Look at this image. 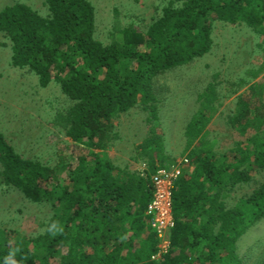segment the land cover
Segmentation results:
<instances>
[{
  "label": "trees",
  "instance_id": "1",
  "mask_svg": "<svg viewBox=\"0 0 264 264\" xmlns=\"http://www.w3.org/2000/svg\"><path fill=\"white\" fill-rule=\"evenodd\" d=\"M164 1L146 30L121 27L116 10L119 36L109 43L95 35L91 0H44L46 15L22 2L0 10L12 65L29 68L41 87L59 84L72 101L52 123L73 141L72 154L50 166L24 157L0 132V189L48 202L53 210L37 236L10 239L0 228V264H246L239 242L264 221V63L241 79L250 92L235 99L227 121L236 140L224 153L206 136L218 85L210 82L195 93L197 108L185 124L186 155L180 159L157 130L154 79L208 54L216 21L245 24L259 35L264 55V0ZM137 105L151 115L134 157L143 168L120 166L109 153L119 138L115 118ZM176 162L183 174L173 189L171 248L156 258L159 239L147 213L153 177ZM255 172L262 182L230 204L229 193L254 182Z\"/></svg>",
  "mask_w": 264,
  "mask_h": 264
},
{
  "label": "rangeland",
  "instance_id": "2",
  "mask_svg": "<svg viewBox=\"0 0 264 264\" xmlns=\"http://www.w3.org/2000/svg\"><path fill=\"white\" fill-rule=\"evenodd\" d=\"M19 2L31 5L44 15L48 12L44 0H0V10ZM91 2L96 11L95 35L104 43H109L113 34L119 36L115 32L116 10L121 27L133 25L146 30L166 4L164 0ZM212 36L214 45L208 54L154 79L159 97L157 130L165 138L167 149L174 158L181 159L186 155L184 129L197 108L194 95L210 82L218 85L220 95L206 128V136L216 141L214 149L218 152L233 148L237 133L228 123V116L235 107L236 97L250 92V83L241 85V79L248 78L246 70L257 69L264 63V55L257 47L259 35L245 24L216 21ZM11 56V42L0 32V132L24 157L56 166L63 157L72 154L73 141L52 121L54 115L69 108L72 101L55 82L41 87L38 77L29 68L12 65ZM263 76L264 72L259 79ZM235 90L238 92L233 93ZM150 117L149 111L137 105L115 118L119 138L109 153L117 165L143 168L134 157L136 148L149 132ZM254 175V182L229 193L227 200L230 204L262 182V174L255 172ZM52 214L48 202L33 203L15 189H0V228L10 239L19 234H41ZM238 249L246 264H264V221L241 238Z\"/></svg>",
  "mask_w": 264,
  "mask_h": 264
},
{
  "label": "built area",
  "instance_id": "3",
  "mask_svg": "<svg viewBox=\"0 0 264 264\" xmlns=\"http://www.w3.org/2000/svg\"><path fill=\"white\" fill-rule=\"evenodd\" d=\"M182 162H176L171 169L160 168L153 177L154 195L148 205L147 213L150 215V224L157 232L159 239L156 258H160L171 248V231L175 227L173 216V189L175 181L183 174ZM189 171L194 165H189V160L184 159L183 163Z\"/></svg>",
  "mask_w": 264,
  "mask_h": 264
}]
</instances>
